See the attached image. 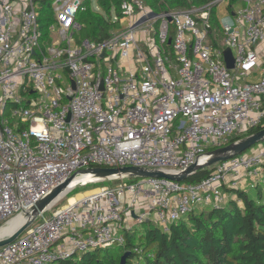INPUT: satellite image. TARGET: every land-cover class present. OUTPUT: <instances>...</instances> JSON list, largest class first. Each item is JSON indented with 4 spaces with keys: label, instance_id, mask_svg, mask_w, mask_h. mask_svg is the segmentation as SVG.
<instances>
[{
    "label": "built area",
    "instance_id": "1",
    "mask_svg": "<svg viewBox=\"0 0 264 264\" xmlns=\"http://www.w3.org/2000/svg\"><path fill=\"white\" fill-rule=\"evenodd\" d=\"M40 1L0 0V223L26 219L80 168L177 172L264 122V0H240L235 8L232 1L231 21L219 20L215 43L207 29L221 0L161 12L122 0L120 14L108 18L116 26L98 41L74 37L83 0L51 1L45 40ZM255 145L210 165L199 181L121 177L98 186L1 246L0 264H48L123 247L125 215L166 229L193 209L220 206L231 197L227 189L264 185V140ZM126 250L128 264L153 258L137 245Z\"/></svg>",
    "mask_w": 264,
    "mask_h": 264
},
{
    "label": "trees",
    "instance_id": "2",
    "mask_svg": "<svg viewBox=\"0 0 264 264\" xmlns=\"http://www.w3.org/2000/svg\"><path fill=\"white\" fill-rule=\"evenodd\" d=\"M98 6L107 15L110 11L120 14L122 0H96ZM154 12L183 9L204 5L214 0H143ZM229 4L234 0H228ZM48 0L42 4L49 5ZM85 9L77 11L76 20L85 22L89 29L87 38L102 40L109 36L116 26L109 21V16L84 5ZM213 4L210 13L208 36L215 43L213 33L221 35V27ZM39 9V21L42 25V9ZM80 13V15H79ZM79 15V16H78ZM82 24V23H81ZM264 126L256 125L244 134L232 137L228 142L250 134ZM227 142V143H228ZM210 168L198 169L186 181H199L205 177ZM106 181V180H104ZM83 190L98 186L97 182H88ZM73 195L79 190H75ZM231 197L225 204L196 208L180 219L170 223L166 229L152 221H143L142 228L135 224L125 229L126 244L123 247H96L73 254L48 264H120L123 252L134 245L148 249L153 258L147 264H264V185L227 189ZM128 264V257L126 260Z\"/></svg>",
    "mask_w": 264,
    "mask_h": 264
},
{
    "label": "water",
    "instance_id": "3",
    "mask_svg": "<svg viewBox=\"0 0 264 264\" xmlns=\"http://www.w3.org/2000/svg\"><path fill=\"white\" fill-rule=\"evenodd\" d=\"M225 62L228 68L233 67V57L231 50L227 47L223 51ZM264 140V126L258 130L242 136L227 144L214 148L207 152V156L201 162H194L185 169L177 172H169L161 169L146 168L142 166L126 165V166H89L76 170L64 181L51 189L44 197L40 198L26 213V219L15 229L6 234L0 235V247L13 241L18 235L25 231L31 222L46 208L50 207L55 201L61 198L64 194L74 188L77 184H85L99 180L121 178L125 176L138 177H164L171 180L184 181L193 175L198 169L214 164L215 162L230 158ZM86 174L87 178L77 180V183L72 184V180L76 176ZM63 194V195H64ZM130 252L125 250L120 257V264H126L127 257Z\"/></svg>",
    "mask_w": 264,
    "mask_h": 264
},
{
    "label": "rangeland",
    "instance_id": "4",
    "mask_svg": "<svg viewBox=\"0 0 264 264\" xmlns=\"http://www.w3.org/2000/svg\"><path fill=\"white\" fill-rule=\"evenodd\" d=\"M49 2V5H44L42 4L43 0L40 1V5L39 7L43 6V9L41 11L42 13V25H40V21H39V27H40V30L42 31V34H43V38L45 40L49 39L50 36H51V32L49 31L48 29V24L50 22H53V14H52V9H51V1L53 0H48ZM35 3L38 4L39 3V0H35ZM84 5L87 4V6H89L91 9L97 11V12H100L102 13L104 16H109L110 19H113L114 16H117V13L113 10L110 11V14L107 15L105 13V11L103 9H101L98 4H97V1L96 0H83L82 2ZM241 4V1L240 0H234L233 4H232V7H236L238 5ZM216 8V16H217V19L218 21L219 20H223V19H227V20H230L231 21V14H230V9H229V1L228 0H221L219 2V4L215 7ZM80 15V13H79ZM78 15V16H79ZM40 19V18H39ZM82 23V28L77 31L75 33V39L79 40V41H82L84 40L85 38H87V31L89 29V26L83 21H81ZM170 34H173V25L171 24L170 25ZM139 46L143 49V50H146V47L143 43L141 42H138ZM10 104L7 105L6 109H5V112H4V116H9L10 114ZM21 106V105H20ZM256 145L250 147L249 149L243 151L242 153H246V152H250V150L252 148H254ZM208 168H211L209 166H207ZM139 177L138 176H125V180L130 182V181H136ZM189 177L185 180H188ZM121 179L120 178H117V179H112V180H106V181H98L97 184L98 186H101V185H109V186H112L116 183H118ZM86 186H91V185H86ZM86 186H84L83 184H77L75 186V190H79L77 191L76 193H74L73 195H69L70 193H73V189L68 192V194H66V196H62V198H60L58 200V202L56 203V205H54L52 208L50 209H44L35 219L34 221L29 225L30 226H37L39 225L41 222L44 221V219H48L51 217L53 211L59 207H63L65 206L68 202H71L69 198H73V200L76 198V197H79L85 193H89L91 191H93L95 188H97L98 186L94 187V188H90V189H86V190H83V188H85ZM72 200V201H73ZM225 204V203H224ZM223 205V204H222ZM10 220V219H8ZM8 220H5L3 222L0 223V227L6 225L7 221ZM124 225L127 227L129 226V223H130V219L127 215L124 216V221H123ZM142 223V222H141ZM141 223H135L134 224L136 225V228L137 229H141L142 228V224ZM131 227V226H130ZM78 255V254H77Z\"/></svg>",
    "mask_w": 264,
    "mask_h": 264
},
{
    "label": "bare ground",
    "instance_id": "5",
    "mask_svg": "<svg viewBox=\"0 0 264 264\" xmlns=\"http://www.w3.org/2000/svg\"><path fill=\"white\" fill-rule=\"evenodd\" d=\"M87 177H88V175H86V174H83V175H80V176H76L72 180V184L71 185L77 183V180H80L82 178H87ZM63 194H64V192H62L59 196L62 197ZM85 194H87V193H85ZM69 199L72 202L73 198H69ZM24 220H25V216L22 215V214H19V215L15 216V217L11 218L10 220L7 221L6 225L0 227V235L9 233L10 231H12L16 227H18Z\"/></svg>",
    "mask_w": 264,
    "mask_h": 264
},
{
    "label": "crops",
    "instance_id": "6",
    "mask_svg": "<svg viewBox=\"0 0 264 264\" xmlns=\"http://www.w3.org/2000/svg\"><path fill=\"white\" fill-rule=\"evenodd\" d=\"M134 220L133 219H130V223H129V226L128 227H130V226H133L134 225ZM136 226V225H135Z\"/></svg>",
    "mask_w": 264,
    "mask_h": 264
}]
</instances>
